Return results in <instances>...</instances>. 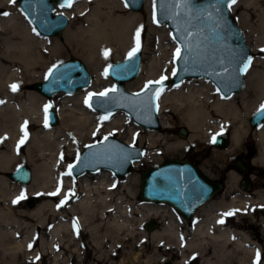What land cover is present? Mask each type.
<instances>
[{
  "label": "bare ground",
  "instance_id": "obj_1",
  "mask_svg": "<svg viewBox=\"0 0 264 264\" xmlns=\"http://www.w3.org/2000/svg\"><path fill=\"white\" fill-rule=\"evenodd\" d=\"M77 2L61 13L70 22L79 17L80 25L70 26L62 38H53L40 34L24 13L13 11L16 3L0 0V264H18L31 249L48 252L54 264H60L62 252L79 253L84 262L95 252L97 264L121 252L131 253L132 264H140L142 253L152 248L156 255L165 251L173 257L176 253L180 264L185 263L188 252L195 253L203 264H264V186L240 189L245 179L253 186L254 174L247 177L235 167L236 171L222 174L228 178L226 192L218 202L200 206L191 226L185 220L181 226L173 216L167 218L165 205L137 203V179L126 177L132 183L122 184L117 194L113 191L116 179L109 171L96 173L94 185L91 174L80 178L68 174L69 165L83 145L95 139L104 122L106 135L122 138L126 134L127 144L137 140L145 144V156L136 167L198 149L201 154L208 151L207 165L227 170L228 162L244 153L252 137L256 147L252 154L256 155L251 161L242 156L238 160H249V171L251 165L264 168V122L257 128L249 123L264 104V59H253L254 71L247 72L244 88L230 97H222L206 78H189L166 89L158 100L161 129H145L133 121L128 123L131 119L125 112L104 116L85 101L89 93L108 88L102 74L104 62L111 56H126L136 46L138 32L142 47L148 29L141 74L127 83V90L139 92L162 76L171 81L175 68L169 71L148 61L147 54L153 51L148 45L158 42V26L148 28L143 13L130 10L124 0ZM92 3L95 6L89 8ZM154 8L155 0H146L145 12L151 18ZM234 9L244 10L239 26L257 53L264 48V0H237ZM8 10L10 17L1 14ZM69 50L88 66L91 83L73 94L61 92L47 98L34 85L44 82L48 71L70 55ZM12 85L18 86L16 91ZM46 106L57 112L59 124H49ZM132 124L136 127L128 130ZM180 124L190 134L186 138L175 135ZM224 133L230 134L229 145L216 147L213 138ZM22 165L32 171L28 185L11 177ZM22 194L37 197L40 203L22 210L25 198L18 200ZM56 200H64V206ZM230 211L234 223L228 227L225 214ZM151 219L161 220L162 228L147 234L143 229ZM251 229L257 231L256 238L248 231Z\"/></svg>",
  "mask_w": 264,
  "mask_h": 264
},
{
  "label": "water",
  "instance_id": "obj_2",
  "mask_svg": "<svg viewBox=\"0 0 264 264\" xmlns=\"http://www.w3.org/2000/svg\"><path fill=\"white\" fill-rule=\"evenodd\" d=\"M145 1L124 0L134 12H142ZM228 3L229 0H156V22L166 24L181 47V58L176 61L177 74L171 80L173 85L178 86L189 78H206L217 86L224 97H230L244 88L245 73L251 63L252 51L245 33L232 20ZM56 5L68 7V0H21L19 3L28 20L42 35L48 37L61 36L69 25V19L65 15L54 16ZM141 69V50L132 59L127 57L111 64L107 71L116 83V91L109 92L107 97L94 96L89 103L94 110L106 116L124 111L136 124L149 130H160L157 98L170 82L166 79L162 85L153 84L147 90L129 92L126 83L139 77ZM90 83L91 73L85 63L81 60H69L58 65V71H54L52 76L48 75L47 80L36 84L35 88L51 98L60 92L73 94ZM48 114L49 123L57 125L59 121L56 112L49 109ZM263 121L264 114L259 110L251 117L250 124L257 128ZM187 134L185 128L180 129V136ZM214 145L219 148L227 147L228 136L217 137ZM144 154L145 150L141 147L130 146L119 139L108 137L88 145L79 154L71 172L75 178L100 170L110 171L116 177H126L132 173L134 163L139 162ZM234 167L241 174H246L249 171V160L239 159ZM11 177L28 185L32 172L28 166H20ZM243 188L251 190L248 180L244 181ZM222 190L221 183L209 180L192 162L172 159L143 173L140 197L152 203L169 204L186 219H191L200 206L211 201ZM37 203L36 198L28 200L29 207H34ZM158 225L151 221L146 230L151 232Z\"/></svg>",
  "mask_w": 264,
  "mask_h": 264
},
{
  "label": "rangeland",
  "instance_id": "obj_3",
  "mask_svg": "<svg viewBox=\"0 0 264 264\" xmlns=\"http://www.w3.org/2000/svg\"><path fill=\"white\" fill-rule=\"evenodd\" d=\"M80 1H84V0H79ZM77 2V3H79ZM19 3H20V0H17L16 1V6H15V9L13 11H19L21 13H23L20 8H19ZM126 5V4H125ZM155 5H156V0H155ZM72 6V5H71ZM70 6V7H71ZM95 6L94 3H92L90 5L89 8H93ZM127 6V5H126ZM128 7V6H127ZM65 8L63 6H60V5H57L56 8H55V13L56 14H60L62 9ZM129 8V7H128ZM130 9V8H129ZM131 10V9H130ZM244 10H232V6L230 8V14H231V18L232 20L235 22V24H237L239 26V17L240 15L243 13ZM3 11H1V14L3 15ZM9 15H5L6 17H10V15L12 14V12L10 10H8ZM138 13H143V17H144V22H145V25L148 26V28L150 27V25H155V26H158L159 28V31L160 33L158 34V42H154L153 45H148V48H151L153 51L152 52H149L147 55H148V61H154L156 64H158L159 66L162 65L165 69H169V71L173 68H175V71H176V58H175V52H176V49L179 48V45L176 43V41L173 39L172 37V33L169 29V27L167 25H159L156 21H155V8H154V15H153V18H151L146 12H145V8L142 12H138ZM26 17V16H25ZM29 21V20H28ZM30 22V21H29ZM80 22L79 21V17H76L75 16V19L74 21L70 22L69 20V25H68V28L70 26H73V27H78L80 25ZM31 23V22H30ZM240 27V26H239ZM36 28V27H35ZM67 28V29H68ZM241 28V27H240ZM37 29V28H36ZM66 29V30H67ZM65 30V31H66ZM241 30H243L241 28ZM64 31V33H65ZM148 32H149V29L148 31L146 32L145 34V38L143 40V43H142V47L139 48V50L142 51V57L144 56V52H143V49H145V46H146V43H147V40H146V36L148 35ZM243 32L245 33V36H246V39H247V34L246 32L243 30ZM64 33L59 36V37H55V38H62ZM54 38V37H53ZM247 44L249 45V47L251 48L249 42H248V39H247ZM0 47H1V44H0ZM264 49V48H262ZM262 49H260L257 53H255L252 48V53H253V57H252V61L255 57H259L261 59H264V51H261ZM69 56L63 60L61 63L63 62H66V61H69V60H81L82 62H84L81 58L79 57H76L74 55H71L72 54V50H69ZM128 55V54H127ZM127 55L125 56H119V58H115L113 56H111L108 60H106L104 62V69L102 71V74H103V77H104V81H107V84H108V88L107 89H112L114 86H115V82L113 81V79H111L109 77V75L105 76V72L107 71L108 67L115 63V62H119V61H122L124 60ZM1 56V55H0ZM146 61V62H148ZM142 63H143V59H142ZM59 65V64H57ZM55 65V66H57ZM87 66V65H86ZM54 67V66H53ZM52 67V68H53ZM51 68V69H52ZM88 68V66H87ZM89 69V68H88ZM90 71V70H89ZM254 71V66H252V62H251V66L249 68V71L248 72H253ZM49 73V71H48ZM91 73V72H90ZM92 76V75H91ZM140 76V75H139ZM47 78H48V75H47ZM46 78V80H47ZM138 78V77H137ZM136 78V79H137ZM135 79V80H136ZM45 80V81H46ZM158 79L154 80V81H157ZM246 80V78H245ZM44 81V82H45ZM131 82V81H130ZM42 83V82H41ZM127 85V84H126ZM36 84L34 85V89L36 90L35 88ZM174 85H170L169 88L173 87ZM127 88V86H126ZM145 88V86L140 90L142 91L143 89ZM80 90V89H79ZM38 91V90H37ZM130 91V90H129ZM139 91V92H140ZM134 93H137V92H134ZM55 96V95H54ZM53 97V96H52ZM48 98V97H47ZM55 111V110H54ZM56 112V111H55ZM117 113H124V112H117ZM57 114V112H56ZM116 114V113H115ZM103 115V114H102ZM58 116V115H57ZM105 116V115H104ZM130 118V117H129ZM131 119V118H130ZM251 119V117H250ZM250 119H249V123H250ZM132 119L131 120H128V123H132ZM134 122V121H133ZM60 123V121L58 122V124ZM106 122L102 123V127H101V130L99 131L98 135L95 137L94 140L86 143L85 145H83V147L81 148V151L82 152L86 146L88 145H91L95 142H98L100 141L101 139L105 138V137H112V138H115V139H119L120 141L122 142H125L127 141L128 139V136H125L124 137H119L117 134H113V135H106L104 132L105 130L107 129L108 125L105 124ZM135 123V122H134ZM136 127L135 124H132V125H128L126 128L129 130V129H134ZM125 128V129H126ZM181 128H185L186 127L184 125H177V129L175 130V135L176 137H179V138H186L187 136H189L190 134H187V136H180L179 135V131ZM146 129V128H145ZM140 131H144L142 129H140ZM158 131V130H157ZM225 135L228 136L229 140H230V134L228 133H224ZM223 135V134H221ZM219 136V135H218ZM217 137V136H216ZM215 137V138H216ZM247 145H246V150H242L244 151V153L241 155L243 158H248L250 157L251 159H249L250 161L252 160V158L256 155L252 154V150H254L256 147H255V143H254V140L252 137H250L247 141ZM212 143L213 140H212ZM132 146H136V147H141L145 150L146 152V146L145 144H142L140 143V141H133L132 144H130ZM197 150L198 149H193V150H189V152L186 153L185 156H181V157H161V159L159 160V162H146L144 163L143 165L141 166H137L136 165L138 163L135 164V166L133 167V171L130 175L126 176V177H131V180L133 179H137V186L135 187V195L137 197L136 199V202L139 203V204H143L145 201H143L140 197V189H141V180H142V175L143 173L151 168V167H156V166H159L161 165L163 162H166L168 160H172V159H176V160H189L190 162H192L197 168H199V170L204 174L206 175L207 178H209L210 180L212 181H219L221 180L222 178H224L222 176V174H228L230 173L231 169L232 171H236L235 168H234V164L235 162L238 160V158H240L241 156H237L235 157V159H233L232 161L228 162L227 165H229V169L227 170H220V169H216V168H213V167H210L209 165H207V162L209 161V154H208V151H206L205 153H197ZM79 152V153H80ZM78 153V155H79ZM251 154V155H250ZM78 155L76 157V160L78 159ZM254 155V156H253ZM75 160V161H76ZM75 163V162H74ZM73 163V164H74ZM22 166H28V165H22ZM29 167V166H28ZM30 168V167H29ZM18 169V168H17ZM16 169V171H17ZM31 170V168H30ZM32 172V171H31ZM100 172V171H99ZM102 172V171H101ZM100 172V173H101ZM250 175H253L255 176V179L254 181H252L253 183V190L257 189V188H260L262 186H264V168H256V167H253L251 165V171H249ZM87 174H90V173H86L84 175H87ZM110 174L112 176H114L111 172ZM82 175V176H84ZM80 176V177H82ZM79 177V178H80ZM115 177V176H114ZM126 177H115L116 179V182L114 183V187H113V191L116 192L117 194H120L121 190H120V187L121 185H126L128 182H129V185L132 183L129 180H126ZM225 180L228 179V178H224ZM91 180L93 181V185H94V181H96V175L95 174H91ZM128 181V182H127ZM135 181V180H134ZM131 182V183H130ZM123 193H126V192H123ZM126 195V194H125ZM97 195L94 196V198H96ZM31 198H36L38 199V203L36 205H38L40 203V200L39 198L37 197H31ZM30 198H25L21 204H20V207L21 209H27V210H31L33 208L29 207L28 205V200ZM130 201H134V200H130ZM56 203L58 205H61V206H64V200L61 201V200H56ZM68 203V202H67ZM155 205H165L167 208L166 212H165V215H167L166 217L169 218L171 216H173L179 223V225L183 226L185 223L183 222V220H185L189 226H191L193 223H194V216L193 218L187 220L185 219L183 216H181V214L171 205H168V204H162V203H155ZM232 212V211H230ZM229 213V212H228ZM228 227H231L234 223V220L233 218L231 217V215L229 216L228 215ZM151 221H155L157 222L159 225H158V228L157 229H161L162 228V222L161 220L159 219H151L149 221H147L146 225L151 222ZM168 221V219H167ZM167 221L165 220L164 223H167ZM143 231L145 233H147L148 231L146 230V226L145 228L143 229ZM250 232V234L252 235V237L256 238L257 237V231L256 230H248ZM150 233V232H148ZM147 233V234H148ZM28 252V256L24 255L21 257L20 261L18 264H54V259H53V256L48 254V252H44L43 251H37L36 249H31V250H27ZM164 254L162 252H160L159 254H155V250L152 248V249H147L145 252L142 253L141 255V258H140V264H180L179 262L181 261L179 258H178V255H176V253H174L173 257L170 255H167V253H165V251H163ZM129 254L131 253H125L124 252H121L119 253V255L114 258V259H109V260H103V264H114V263H117V264H132V260L133 258L132 257H129ZM188 257L185 259V263L183 264H203V261H201L197 255L195 253H190L188 252ZM28 257V259H27ZM96 256H95V252H92L91 253V258L88 259L87 261H82L80 258H79V253H74V252H62L60 253V259L58 260L60 264H97L98 261H96ZM3 261V256H0V263ZM101 262V263H102Z\"/></svg>",
  "mask_w": 264,
  "mask_h": 264
},
{
  "label": "snow or ice",
  "instance_id": "obj_4",
  "mask_svg": "<svg viewBox=\"0 0 264 264\" xmlns=\"http://www.w3.org/2000/svg\"><path fill=\"white\" fill-rule=\"evenodd\" d=\"M10 2L13 3V4H15L16 3V0H10ZM219 2H223V0H219ZM236 2H237V0H229V3L227 4V7L230 9L231 6L233 4H235ZM71 3H72V0H68V6H71ZM217 11H219V9H217ZM3 15H9V13L4 12ZM139 48H140V44H139V32H138L137 33V43H136V46L128 53V58L129 59L134 58L136 56L137 52L139 51ZM261 51H264V49H262ZM105 57H107V50H105ZM175 58L176 59H180L181 58V49L180 48H177L176 49ZM249 63H250V58H249ZM245 67H247V65ZM54 71H58V66H54L53 69H50L48 75L49 76H52L53 73H54ZM104 74H105V76H107L108 75L107 71ZM176 74H177L176 71H173L172 72V75L173 76H175ZM167 78L168 77H166V76H162L160 78V80H158V81H149L145 85V90H147L153 84H160V85H162L163 82ZM11 87H12V90L13 91H16L18 86L17 85H12ZM115 91H116V89L113 88V89H106L105 91L100 92V93H89V97L85 101V103H88L89 106L91 107V104L89 103V101L92 99V97H94V96L107 97L109 92H115ZM137 95H139V94H137ZM45 111L47 112V106L45 108ZM260 113L264 114V104H262L261 107H260ZM104 119H106V117ZM105 139H107V137H105ZM213 142H215V137L213 138ZM20 143L21 144L24 143V140H21ZM72 167H73L72 165H69V173H68L69 175L71 174ZM49 195H57V193H50ZM24 198H25V196L22 194L20 197H18V200L24 199ZM236 211H239V210H236ZM233 214H234V212H229V213H226L225 215H229L230 216V215H233ZM220 223H223V221H220ZM257 260H259V253L257 254Z\"/></svg>",
  "mask_w": 264,
  "mask_h": 264
},
{
  "label": "flooded vegetation",
  "instance_id": "obj_5",
  "mask_svg": "<svg viewBox=\"0 0 264 264\" xmlns=\"http://www.w3.org/2000/svg\"><path fill=\"white\" fill-rule=\"evenodd\" d=\"M249 176H251L250 175V173H248L247 174V177H249ZM218 182H220L221 184H222V186H223V190H222V192H220L219 194H217L214 198H213V200H211L209 203H211V202H218L219 200H220V196H222L225 192H226V188H227V185H226V180L224 179V178H222L221 180H219ZM243 184H244V182H242L241 184H240V189L242 190V189H244L243 188ZM252 188H253V186H252ZM218 209V207H215V210H217ZM199 209H197V211H198ZM196 211V212H197ZM220 210H218V212L217 213H220L219 212Z\"/></svg>",
  "mask_w": 264,
  "mask_h": 264
}]
</instances>
